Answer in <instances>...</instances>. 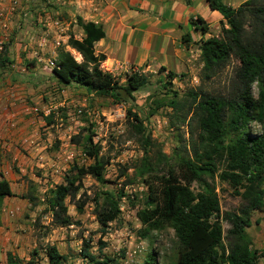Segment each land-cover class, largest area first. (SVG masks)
I'll return each instance as SVG.
<instances>
[{
  "label": "trees",
  "instance_id": "trees-1",
  "mask_svg": "<svg viewBox=\"0 0 264 264\" xmlns=\"http://www.w3.org/2000/svg\"><path fill=\"white\" fill-rule=\"evenodd\" d=\"M206 1L209 9L220 13L223 20L221 37H201L196 42L203 64V77L208 79L218 74L232 58L237 59L239 65L233 84L226 93L189 89L184 98H180L177 91L168 90L172 93L169 98L172 109L180 112L182 121L190 120L191 135V124L194 123L196 137L190 139L192 157H176V164L185 175L175 176L170 170L167 178L159 177V186L153 182L148 185L145 206L137 211L142 225L138 233L147 237L152 230L171 228L177 242L176 264H257L260 258H264V248H254L246 228L251 224L252 212L264 207V0H245L235 8L223 0ZM191 22L202 35L208 33L209 27L200 17ZM76 23L83 31V37L77 39L70 34L66 45L77 51L82 59L76 61L65 50V45L60 44L51 69L52 76L62 84H77L87 93L107 96L116 103L134 101V93L149 84L147 75L131 71L121 83L102 69L105 55L94 53V42L104 36L101 27L93 22L84 23L80 17L76 18ZM189 37V33L185 34L182 42H190ZM5 61L0 54V65ZM164 71L165 67L158 68V73ZM164 75L166 81L163 87L166 88L167 85L171 87L177 76L185 74L166 71ZM253 87L256 88L255 95ZM154 103L153 112L165 106L164 100L157 99ZM127 115L134 132L140 135L141 146L147 149L152 142L149 134L144 135L142 119L130 108ZM48 122L52 121L49 119ZM252 123L262 125L263 131L252 134ZM72 140L80 145L79 138L73 137ZM85 143L90 146H85ZM85 143L82 144L83 154L94 162L73 166L66 183L51 190L45 212H50L55 226L72 223L65 200L75 196L85 175L103 181L108 160L98 157V148L92 144L90 137L85 138ZM161 158L167 166L169 159L162 154ZM141 166L144 174L154 172L147 155L141 159ZM167 167H171L170 164ZM215 175L229 184L234 195L244 199L245 205L237 212L221 213L214 187L207 182ZM184 180L197 181L201 189L194 192ZM103 194L96 214L101 226L106 228L108 223L117 219L120 210L113 193ZM12 196L15 194L8 180L0 173V206L4 198ZM29 200L35 201L32 197ZM222 219L230 226L226 232L227 245L223 243ZM88 249L89 245L85 242L81 255L91 264H108L111 261L109 258L97 260ZM36 254L34 249L31 258ZM46 257L47 264H63L66 261V256L60 254L55 245L46 247ZM31 258L23 263L7 252L6 264H35ZM145 264H154L153 253H147Z\"/></svg>",
  "mask_w": 264,
  "mask_h": 264
},
{
  "label": "rangeland",
  "instance_id": "rangeland-1",
  "mask_svg": "<svg viewBox=\"0 0 264 264\" xmlns=\"http://www.w3.org/2000/svg\"><path fill=\"white\" fill-rule=\"evenodd\" d=\"M224 1L235 8L245 0ZM208 12H212L205 15L210 23L221 16L216 11ZM221 26V21L212 24L208 36L221 37ZM195 53V65L183 72L184 76L173 79L171 87H163L166 77L157 69L146 72L149 84L134 93L132 102L116 103L107 96L97 94L83 101L85 93L78 94L79 103H64L53 108H41L27 100L18 102L25 126H15L13 129L17 133L14 134H0V140L9 144L8 150L0 149L7 161V168L0 166V173L8 178L15 194L4 198L0 206L4 229L0 240L5 241L7 246V250L0 248V264H5L7 252H12L26 263L34 249L37 254L31 258L33 262L47 264L48 245H55L59 253L66 256L63 264H91L81 255L85 242L89 245L90 254L99 261L109 258L111 261L108 264H145L149 252L154 254V264H176L177 242L173 230H152L147 237H142L138 233L142 225L137 217V211L145 206L148 185L153 182L159 186V177L167 178L170 170L175 176L185 175L177 166L176 157H192L190 139L196 137L194 123L191 124V135L190 120L182 121L180 112L172 109L169 103L172 93L168 90L177 91L180 98H184L189 89L226 93L233 84L239 65L237 59L232 58L223 70L206 79L202 74L200 53ZM253 94H256L255 87ZM157 99L164 100L165 106L153 112ZM128 108L142 119L144 135L150 136L152 144L147 149H143L140 135L130 124ZM23 130L25 133L20 134ZM250 130L252 134H258L263 131V126L252 123ZM73 137L80 139V145L73 142ZM89 137L98 148V157L108 160L103 181L85 175L75 196L65 200L72 223L55 226L50 212H45L51 190L66 183L73 166L94 162L83 154L82 144ZM88 145L85 143V146ZM161 154L169 159L171 167L164 164ZM146 155L154 166L151 174H144L142 170L141 159ZM183 182L194 192L201 189L197 181ZM207 182L214 187L221 213L237 212L245 205L244 199L234 195L229 184L220 181L217 175L214 179L208 178ZM105 192L113 193L120 212L116 220L103 228L96 210ZM29 197L35 201H30ZM250 220L246 231L253 246L264 248V207L253 211ZM221 224L223 243L227 245L226 232L230 226L224 219ZM257 264H264V258H260Z\"/></svg>",
  "mask_w": 264,
  "mask_h": 264
},
{
  "label": "crops",
  "instance_id": "crops-1",
  "mask_svg": "<svg viewBox=\"0 0 264 264\" xmlns=\"http://www.w3.org/2000/svg\"><path fill=\"white\" fill-rule=\"evenodd\" d=\"M8 3L2 0L1 5ZM209 10L206 0H16L2 36L0 54L6 61L0 65V134H14L15 126H25L17 105L21 100L53 108L79 103V93L86 94L83 101L92 95L77 84L58 82L51 73L60 44L76 61L82 59L66 45L70 34L83 37L77 17L101 27L104 36L94 42V53L105 55L102 69L123 83L131 71L158 72L163 66V74H178L192 68L195 52L200 53L196 42L209 37V30L202 35L191 21L200 17L210 28L223 20L217 16L210 23L205 16L212 13ZM187 33L191 41L183 43ZM6 162L0 151V166L7 168ZM1 223L0 233L4 230ZM1 247L7 250L3 240Z\"/></svg>",
  "mask_w": 264,
  "mask_h": 264
},
{
  "label": "built area",
  "instance_id": "built-area-1",
  "mask_svg": "<svg viewBox=\"0 0 264 264\" xmlns=\"http://www.w3.org/2000/svg\"><path fill=\"white\" fill-rule=\"evenodd\" d=\"M2 0H0V53L4 51V32L7 30L9 16L12 13L16 0H8V5H1ZM0 147L5 151L9 149V144L5 140H0Z\"/></svg>",
  "mask_w": 264,
  "mask_h": 264
}]
</instances>
